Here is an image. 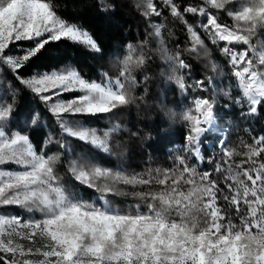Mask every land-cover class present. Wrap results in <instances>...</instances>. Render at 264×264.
<instances>
[{
  "label": "snow or ice",
  "instance_id": "6c2138e0",
  "mask_svg": "<svg viewBox=\"0 0 264 264\" xmlns=\"http://www.w3.org/2000/svg\"><path fill=\"white\" fill-rule=\"evenodd\" d=\"M163 2L171 5L173 17L183 19L173 0ZM234 2L237 0H206L212 8L226 10L234 26L221 24L218 16L206 13L203 7L188 6L183 11L207 16L206 23L199 26L213 45L224 42L220 51L228 58L235 78L233 91L238 93L232 97L233 103L246 104L250 115L258 114L264 112V42L257 47L252 40L264 30V0H239L240 10L233 12L227 6ZM146 7L145 16L161 15L152 0H148ZM184 22L192 50L203 48L204 40L192 24ZM154 27L155 36L161 37L164 25ZM62 39L101 52L89 31L67 23L50 0H0V65L15 73L49 42ZM21 41L32 42L34 47L23 50V55L10 54L11 46ZM160 44L174 72L190 69L179 51L169 52L163 39ZM241 46L246 47L237 50ZM128 48L132 49V45ZM144 63L143 56L133 60L128 55L120 73L124 81L89 82L75 69H62L34 74L20 82L44 102L62 134L106 153L105 138L95 129L84 127L81 121L66 117L109 114L127 105L131 99L127 89L136 83L132 72ZM175 79L180 88H185L184 77ZM213 83L208 81L209 85ZM196 87L203 91L205 82L197 80ZM71 92L81 94L67 101L61 99ZM227 94L232 96V92ZM194 103L196 115L185 112L183 116L190 124L183 147L189 156L176 157L177 169H157L155 175L149 170L144 175L113 176L109 169L95 167L88 171L71 162L69 170L74 179L97 193L95 200L87 201L58 174L60 156L37 150L30 136L24 134L28 119L22 126L17 124L12 103L3 106L0 99V207L18 206L33 214L25 219L0 212L3 254L0 261L3 264H264V136L245 144L243 153L228 150L226 142L219 141L221 162L215 164L214 172L200 171L198 165L204 161L202 137L210 131L222 130L216 123L213 100L196 98ZM31 123L35 125L36 119H31ZM53 139L49 137L48 143ZM56 143L62 149L67 146L63 140ZM236 155L244 158L236 162ZM9 163L18 168L5 169L3 166ZM101 180L105 182L103 187ZM154 183L158 189L134 193L138 202L127 210L113 207L109 200L118 193L116 184L136 187Z\"/></svg>",
  "mask_w": 264,
  "mask_h": 264
},
{
  "label": "trees",
  "instance_id": "16d2710c",
  "mask_svg": "<svg viewBox=\"0 0 264 264\" xmlns=\"http://www.w3.org/2000/svg\"><path fill=\"white\" fill-rule=\"evenodd\" d=\"M54 10L67 23L82 27L98 42L101 52L96 53L76 42L61 40L49 42L36 57L30 58L21 69L13 73L6 65H0V99L3 106L12 103L16 123L21 125L28 119V127L24 134L37 148L43 149L48 155H59L58 174L65 184L87 201L96 199L97 193L82 187L71 175L69 164L75 161L86 170L95 167L111 170L127 175L146 174L149 170L161 171L178 168L177 156H189L183 151L187 144L190 124L183 119L185 112L195 113L196 98H209L214 101V113L219 133L211 132L202 137L201 148L204 156L199 164L200 171L214 172L215 164L221 162L222 152L219 141H225L228 150L237 153L246 151L244 145L254 143L255 139L264 136V112L250 115L247 105H236L233 98L238 95L233 91L235 78L228 58L223 56L220 48L213 45L207 33L199 26L206 23L207 16L185 13L188 6L205 8L206 13L216 15L221 24L234 26V20L226 10H218L206 3V0H173L178 6L181 17L171 15V5L163 0H152L160 16H145L148 0H50ZM233 12L240 10L239 0L227 6ZM106 9V10H105ZM193 25L194 30L204 40V47L193 51L190 34L184 21ZM156 24H163L161 37L155 36ZM166 41L169 52H180L182 58L190 65V69L173 70L171 63L162 52L160 40ZM264 42V30L252 43L260 47ZM132 45V49L128 45ZM34 47L29 41L16 42L11 46L10 54L23 55L27 48ZM241 46L237 50H244ZM134 49V50H133ZM8 51V50H6ZM131 55L133 60L143 56L145 63L132 72L135 84L127 89L130 102L120 106L109 114L95 116L77 115L85 127L95 129L108 144V152H103L78 138L62 134L56 118L48 111L46 105L20 80L30 79L34 74L45 71L75 69L87 80L101 81L105 79L124 78L120 73L124 69V60ZM216 65L213 69V65ZM176 76L184 77L185 88L176 83ZM203 80L205 89L200 91L196 81ZM214 81L209 85L208 81ZM232 92L230 97L227 93ZM214 93V95H213ZM77 93H66L62 99L69 100ZM36 119V124L31 119ZM105 133L107 136L105 137ZM53 142L48 143V138ZM66 141L62 149L56 141ZM244 157L236 155V162ZM211 160L212 163H208ZM191 164V158L189 157ZM144 178H148L146 175ZM111 183V180L108 181ZM100 186H105L101 180ZM116 195L109 197L113 207L127 210L133 207L138 198L134 193L154 191L151 186L116 184ZM225 192L227 189L225 188ZM220 203L223 205L224 201ZM17 214L19 207L8 206ZM32 216L31 213H26ZM35 215H39L36 213ZM0 255H3L0 253ZM0 264H3L0 261Z\"/></svg>",
  "mask_w": 264,
  "mask_h": 264
},
{
  "label": "rangeland",
  "instance_id": "374dc122",
  "mask_svg": "<svg viewBox=\"0 0 264 264\" xmlns=\"http://www.w3.org/2000/svg\"><path fill=\"white\" fill-rule=\"evenodd\" d=\"M242 50V49H241ZM105 80H107V79H105ZM105 80H101V81H97V82H104ZM91 81H93V80H91ZM91 81H89V82H91ZM75 93H77V96H79L81 93H79V92H75ZM77 96H75V97H77ZM74 98V97H73ZM61 99H62V97H61ZM70 100V99H69ZM65 101H67V100H65ZM66 118H69V119H76V120H78L77 118H75V117H71V116H69V117H66ZM83 125V124H82ZM84 126V125H83ZM85 127V126H84ZM211 133H212V135H214V134H217V133H219V131H210ZM90 144V143H89ZM93 146V145H92ZM95 147V146H94ZM5 169H17L18 168V166H16V165H14V164H11V163H9V164H7V165H5V166H3ZM16 207H18V206H16ZM0 212H2V213H4V214H7V215H15V216H22V217H24L25 219H28L30 216H27V214H25V210H23V209H21V208H19V210H17V213H18V215L17 214H14V212L11 210V208H9L8 206H2V207H0ZM32 215V214H31ZM36 216V218H39V215H35ZM21 243H24V244H28V241H20Z\"/></svg>",
  "mask_w": 264,
  "mask_h": 264
}]
</instances>
